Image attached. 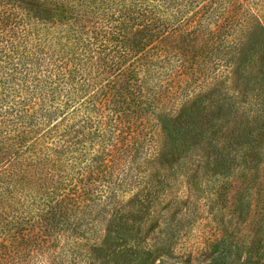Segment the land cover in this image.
I'll use <instances>...</instances> for the list:
<instances>
[{"label": "trees", "instance_id": "1", "mask_svg": "<svg viewBox=\"0 0 264 264\" xmlns=\"http://www.w3.org/2000/svg\"><path fill=\"white\" fill-rule=\"evenodd\" d=\"M253 5L255 0H0V183L18 177L25 183L31 172L70 162L82 188L57 198L58 224L83 220L94 231L101 217L109 223L102 235L133 241L139 263L146 264L153 249L142 228L134 232L128 222L116 223L123 201L108 189L114 155L128 158L131 169L143 168L162 154L150 152L153 128L166 140L176 130L188 134L209 100L249 116L241 101L245 86L264 82V52H247L262 24ZM261 93L251 106L263 108L246 117L255 129L242 132L249 138L243 149L258 151V135L264 138ZM109 122L113 146L103 143ZM236 149L232 160L242 155ZM139 204L130 212L140 213ZM230 240L223 235L207 264H234Z\"/></svg>", "mask_w": 264, "mask_h": 264}, {"label": "rangeland", "instance_id": "2", "mask_svg": "<svg viewBox=\"0 0 264 264\" xmlns=\"http://www.w3.org/2000/svg\"><path fill=\"white\" fill-rule=\"evenodd\" d=\"M255 1L262 24L257 37L251 34L247 52L260 56L264 0ZM258 81L247 83L241 98L249 116L232 109L224 112L209 100L188 134L176 130L166 140L153 128L150 152L162 154L143 168L131 169L128 158L115 153L108 189L123 201L116 223L128 222L127 229L134 232L142 228V239L153 249L146 264H207L213 246L227 233L235 247L234 264H264V138L258 135L256 151L243 149L249 138L241 136L255 129L246 117L263 108L251 106L259 90L263 93L258 103L264 102V82ZM105 132L103 143L113 146L111 122ZM240 147L241 157L232 160L230 153ZM79 172L62 160L49 170L29 173L25 183L19 177L1 181L0 264H140L133 241L102 235L109 223L101 217L94 231L83 220L58 224L55 201L81 190ZM139 203L140 213L130 212L138 210Z\"/></svg>", "mask_w": 264, "mask_h": 264}]
</instances>
